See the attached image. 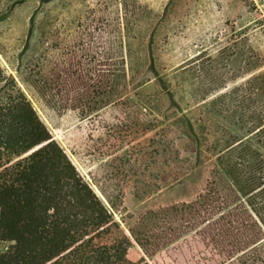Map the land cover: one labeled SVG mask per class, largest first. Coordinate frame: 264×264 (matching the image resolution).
Listing matches in <instances>:
<instances>
[{
    "label": "trees",
    "instance_id": "trees-1",
    "mask_svg": "<svg viewBox=\"0 0 264 264\" xmlns=\"http://www.w3.org/2000/svg\"><path fill=\"white\" fill-rule=\"evenodd\" d=\"M63 1L0 0V24L17 7L34 3L25 49L41 10L48 32L40 35L34 68L41 88L71 113L104 96L112 75L104 7L79 0L69 19ZM230 96L238 106L252 101L253 110L238 115L221 102ZM212 104L225 105L235 122L222 118L229 126L217 140L222 147L205 188L189 203L148 210L130 225L123 219L127 234L114 217L125 213L127 189L142 197L157 192L200 165V150L165 130L134 143L158 125L121 100L64 140L83 169L109 158L88 173L90 183L0 64V239L10 243L0 264H264V72ZM132 241L142 251L136 262L128 258Z\"/></svg>",
    "mask_w": 264,
    "mask_h": 264
},
{
    "label": "rangeland",
    "instance_id": "rangeland-1",
    "mask_svg": "<svg viewBox=\"0 0 264 264\" xmlns=\"http://www.w3.org/2000/svg\"><path fill=\"white\" fill-rule=\"evenodd\" d=\"M99 1L107 20L112 85L94 104L79 112L66 113L55 95L41 88L34 68L43 47L40 35L48 32V27H42L41 10L34 24V36L23 49L28 19L36 8L32 2L17 7L0 24V64L15 79L53 138L90 183L88 173L109 158L83 169L64 140L70 131L121 100L136 104L155 118L158 125L134 143L165 130L170 138H189L190 145L200 150V165L157 192L142 197L127 189L125 213L114 215L127 233L123 219L130 225L148 210L189 203L205 188L222 147L217 145V140L223 138L225 126H229L222 118L233 116L225 105L212 103L249 77L264 72V0ZM62 5L61 11L70 19L72 10L80 3L64 0ZM231 97L221 102L229 103L238 115L244 108L253 110L252 101L238 106L240 100L233 101ZM213 110L224 111L216 117L211 113ZM189 121L194 124L199 140L190 133ZM9 245L0 239V253ZM141 256L142 251L132 241L128 258L136 262Z\"/></svg>",
    "mask_w": 264,
    "mask_h": 264
},
{
    "label": "water",
    "instance_id": "water-1",
    "mask_svg": "<svg viewBox=\"0 0 264 264\" xmlns=\"http://www.w3.org/2000/svg\"><path fill=\"white\" fill-rule=\"evenodd\" d=\"M95 188V187H94ZM95 190H96V194L98 195V197L100 198V200L106 205V206H108V204L106 203V201L103 199V197L100 195V193L98 192V190L95 188ZM127 234H128V231H127Z\"/></svg>",
    "mask_w": 264,
    "mask_h": 264
}]
</instances>
